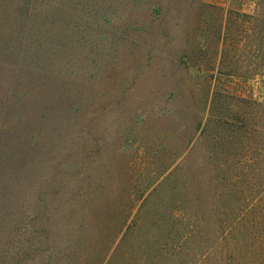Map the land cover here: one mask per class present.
Masks as SVG:
<instances>
[{"label": "rangeland", "instance_id": "374dc122", "mask_svg": "<svg viewBox=\"0 0 264 264\" xmlns=\"http://www.w3.org/2000/svg\"><path fill=\"white\" fill-rule=\"evenodd\" d=\"M0 264H264V0H0Z\"/></svg>", "mask_w": 264, "mask_h": 264}]
</instances>
